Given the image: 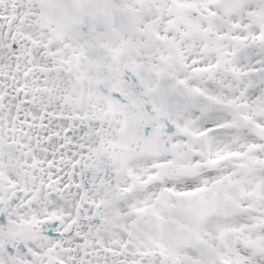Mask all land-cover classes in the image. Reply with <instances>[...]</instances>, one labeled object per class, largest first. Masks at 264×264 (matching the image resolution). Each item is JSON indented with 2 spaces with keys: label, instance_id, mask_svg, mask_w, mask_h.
Listing matches in <instances>:
<instances>
[{
  "label": "snow or ice",
  "instance_id": "obj_1",
  "mask_svg": "<svg viewBox=\"0 0 264 264\" xmlns=\"http://www.w3.org/2000/svg\"><path fill=\"white\" fill-rule=\"evenodd\" d=\"M0 264H264V0H0Z\"/></svg>",
  "mask_w": 264,
  "mask_h": 264
}]
</instances>
